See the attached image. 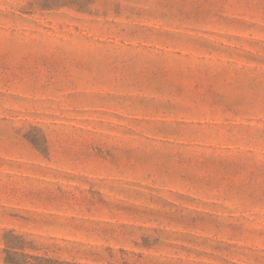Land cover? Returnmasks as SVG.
I'll use <instances>...</instances> for the list:
<instances>
[{
  "label": "rangeland",
  "instance_id": "rangeland-1",
  "mask_svg": "<svg viewBox=\"0 0 264 264\" xmlns=\"http://www.w3.org/2000/svg\"><path fill=\"white\" fill-rule=\"evenodd\" d=\"M0 264H264V0H0Z\"/></svg>",
  "mask_w": 264,
  "mask_h": 264
}]
</instances>
